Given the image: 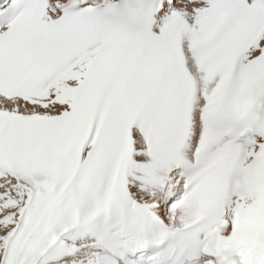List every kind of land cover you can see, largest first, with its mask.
<instances>
[{
    "label": "snow or ice",
    "instance_id": "snow-or-ice-1",
    "mask_svg": "<svg viewBox=\"0 0 264 264\" xmlns=\"http://www.w3.org/2000/svg\"><path fill=\"white\" fill-rule=\"evenodd\" d=\"M0 264H264V0H0Z\"/></svg>",
    "mask_w": 264,
    "mask_h": 264
}]
</instances>
